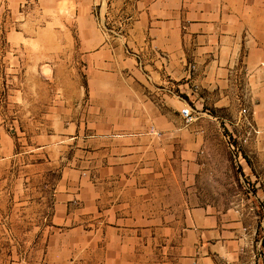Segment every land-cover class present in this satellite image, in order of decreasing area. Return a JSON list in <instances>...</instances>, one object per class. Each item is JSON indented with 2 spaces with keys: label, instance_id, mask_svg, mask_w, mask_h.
I'll return each instance as SVG.
<instances>
[{
  "label": "rangeland",
  "instance_id": "rangeland-1",
  "mask_svg": "<svg viewBox=\"0 0 264 264\" xmlns=\"http://www.w3.org/2000/svg\"><path fill=\"white\" fill-rule=\"evenodd\" d=\"M174 7L264 20V0H0V264H264L262 115L233 88L206 105L212 32L174 54L153 35Z\"/></svg>",
  "mask_w": 264,
  "mask_h": 264
},
{
  "label": "crops",
  "instance_id": "crops-1",
  "mask_svg": "<svg viewBox=\"0 0 264 264\" xmlns=\"http://www.w3.org/2000/svg\"><path fill=\"white\" fill-rule=\"evenodd\" d=\"M154 16L153 35H162L165 40L162 42L163 48L169 54H174L175 47H180L179 32L183 28L188 32L211 31L209 36L196 35L205 38L202 40L205 46L200 51L207 53L195 52L200 57L193 59L192 85L196 87L198 93L204 91L208 96L206 99L209 100L206 105L217 110L221 109V105L218 104L222 100L220 96L226 94L225 88L231 90L233 88V95H239L241 101L245 102V110L253 124L258 123L253 118L255 109L262 115L259 121L264 122V20H255L250 24L245 21L244 25L236 20L222 19L220 14H217L216 21L209 24L206 22L208 18L205 10L201 8L199 11H194L184 7L156 11ZM243 30H245V42L242 46L240 36ZM206 54L207 58L202 57ZM176 56L180 63L178 50ZM204 74L206 77L203 76ZM237 87H240L238 91L235 90ZM210 92L211 95L215 92L213 93L215 102L209 97ZM198 93L191 92L193 97ZM163 94L162 97L168 98ZM158 102L157 94L154 93L151 104Z\"/></svg>",
  "mask_w": 264,
  "mask_h": 264
},
{
  "label": "built area",
  "instance_id": "built-area-1",
  "mask_svg": "<svg viewBox=\"0 0 264 264\" xmlns=\"http://www.w3.org/2000/svg\"><path fill=\"white\" fill-rule=\"evenodd\" d=\"M191 69L193 70L194 69V66H192ZM180 114H181V117L184 119V121H186L188 123L189 122H192L193 117H192V112H191L190 107H187V108L182 109L181 112H180ZM241 114L242 115H246V110L245 109H242ZM245 127L246 128H249V122H245ZM228 141H229V139H228ZM238 141H241V140L238 139ZM243 142H245V140H243ZM230 150H231V152L234 155L236 154L237 157H240L241 156L240 155V152L238 151V149L236 147H234L231 143H230Z\"/></svg>",
  "mask_w": 264,
  "mask_h": 264
}]
</instances>
